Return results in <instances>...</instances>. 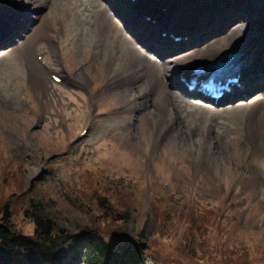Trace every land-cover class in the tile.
Wrapping results in <instances>:
<instances>
[{
    "label": "rangeland",
    "instance_id": "1",
    "mask_svg": "<svg viewBox=\"0 0 264 264\" xmlns=\"http://www.w3.org/2000/svg\"><path fill=\"white\" fill-rule=\"evenodd\" d=\"M41 43L42 53L48 44ZM0 50H7V45ZM77 53L74 58L79 63L82 55ZM16 58L12 55L6 64L15 66ZM61 62L65 74L82 72L74 69L66 56ZM16 74L24 77L19 89L21 108L9 110L0 104V206L4 203L10 207L18 232L34 233L35 226L25 211L35 199L77 235L66 245L67 263L73 253L84 249L86 239L81 232L86 226L119 249L136 240L147 226L149 248L157 257L168 256V264H223L224 259L234 263L241 254L250 264H264V183L259 187L252 183L255 173L250 170L251 157L244 156L246 148L242 151L250 141L241 142L232 134L220 145L219 159L226 161L203 160L204 149H182L173 139L161 138L150 119L137 145L124 138L126 121L114 109L120 107L117 97L92 79V85L85 89L75 87L77 83L70 86L52 79L56 96L48 110L30 80L20 72ZM170 89L181 93L176 87ZM60 102L65 105L63 109ZM92 118L98 121L92 122ZM103 122L116 125L109 130L98 128L96 137H88ZM103 201L108 213L98 209ZM125 204H133L135 210L128 222L117 219ZM153 207L158 209V220L151 216ZM194 213L192 220L197 223L201 219L204 228L197 235L204 237L207 251L219 257L216 262L184 255L190 250L184 236L188 226L196 236L195 223L190 221ZM235 249L239 252L233 253ZM145 262L165 264L149 252Z\"/></svg>",
    "mask_w": 264,
    "mask_h": 264
},
{
    "label": "bare ground",
    "instance_id": "2",
    "mask_svg": "<svg viewBox=\"0 0 264 264\" xmlns=\"http://www.w3.org/2000/svg\"><path fill=\"white\" fill-rule=\"evenodd\" d=\"M192 2L199 9L187 8V23L198 30L200 41L191 48L194 37L175 43L159 33L163 28L177 29L181 21H165L159 6L172 12ZM214 28L225 34L212 37ZM42 41L48 44L47 52H39ZM5 45L9 48L0 53V104L5 108H21L19 89L24 81L17 72L39 91L48 110L56 96L50 85L51 74L62 75V83L79 84L78 89L91 86L92 79L117 97L120 107L114 109L126 121V140L138 145L142 129L147 130L148 120L153 119L161 138L173 139L182 149H204L203 160L218 161L222 158L220 145L237 134L241 142L250 141L242 151L246 148L244 156L251 157L250 170L255 173L252 183L258 187L264 183L260 179L262 174L264 180V74L249 77L243 72L245 93L251 99L244 101L241 96L242 100L225 107L191 98L194 96L183 92L179 80L187 68L226 56L221 59L224 61L229 53L234 56L230 62L234 65L259 62L255 67H261L264 0H137L135 4L132 0H2L0 46ZM76 53L82 55L79 63L75 62ZM40 54H44L42 62L38 60ZM12 55L18 57L15 66L6 64ZM63 56L82 72L65 74ZM171 86L187 98L170 90ZM260 88L262 93L256 94ZM58 105L65 107L62 102ZM115 125L103 122L88 137H96L98 128L109 130Z\"/></svg>",
    "mask_w": 264,
    "mask_h": 264
},
{
    "label": "trees",
    "instance_id": "3",
    "mask_svg": "<svg viewBox=\"0 0 264 264\" xmlns=\"http://www.w3.org/2000/svg\"><path fill=\"white\" fill-rule=\"evenodd\" d=\"M133 206V204H125L117 219L124 222L131 220L135 213ZM98 209L103 213L109 212L104 201L99 204ZM25 214L35 224L32 235L18 232L12 220L10 207L4 203L0 206V264H62L63 248L73 238V233L48 212V208L41 200L32 199ZM194 215L195 213L191 214L190 221ZM151 216L158 220L156 207L151 209ZM183 219L186 221L184 217ZM192 221L195 223V220ZM188 229L184 233L189 243L188 254L192 256L202 254L204 258L211 256L207 248L202 245L204 243L201 242L198 245V237ZM193 229H196L195 233L198 230L204 231L201 219L193 225ZM83 230L88 236L89 243L86 251L92 264H132L141 261L142 249L147 242L146 226L141 229L136 240L129 242L122 252L112 251L100 232L90 231L91 229L87 227Z\"/></svg>",
    "mask_w": 264,
    "mask_h": 264
}]
</instances>
